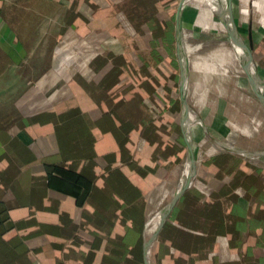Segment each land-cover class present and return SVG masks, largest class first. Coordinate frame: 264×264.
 <instances>
[{"label": "trees", "instance_id": "obj_1", "mask_svg": "<svg viewBox=\"0 0 264 264\" xmlns=\"http://www.w3.org/2000/svg\"><path fill=\"white\" fill-rule=\"evenodd\" d=\"M152 4L149 0H139V3L137 0H0V32L4 30L0 46V131H9L18 123L29 126V122H39L54 114L49 110L72 105L68 87L62 84L51 66L56 25L45 41L40 40L41 26L47 16L54 15V12L65 13L69 8L82 18L108 28L109 37L101 43L104 56L99 61L95 77L86 82L76 78L98 104L100 117L95 120H89L85 115L73 117L57 126L56 132L61 151L70 147H91L93 138L86 137L90 127L94 126L103 135L111 134L119 149L109 151L102 157L106 164L98 172H94L96 156L90 152L70 161L72 164L69 165L52 163L43 166L45 189L52 188L71 196L80 209L90 205V202L94 206L90 212L82 210L81 222H73L64 231L68 230L73 242L79 245L83 230H89L93 225L98 227V231L92 229L95 238L92 246L96 251H102L99 264H143L141 247L144 235H147L149 216L159 211L166 197L176 190L179 175L176 164L187 148L180 128L178 68L174 50L172 60L167 57L168 42L173 43L174 33L167 24L169 16H162L164 9ZM242 31L240 28L241 34ZM211 34L201 33V40L196 42L192 34L183 32L189 62L186 89L189 112L194 119L202 115V120H211V125L208 126L209 133L203 131L197 121L189 130L197 173L176 205L180 211L179 223L170 216L167 218L148 255L166 258L168 264H202L194 255L198 249L196 239L198 241L200 237L193 232L200 230L207 236L205 247L208 248L212 247L218 235H233L228 246L232 261L237 257V262L228 264H256L264 261V249L255 248L253 242L256 238L251 231L246 236L240 234L238 222L243 221L246 215L230 219L222 216L220 204L213 213L199 207L205 197L223 191L221 188L228 179H231L230 183H236L237 193L249 197L251 211L264 207V196H259L257 191L260 175L264 172V157L247 159L242 157L246 155L244 151L242 156L237 155L216 141L223 140L234 149H255L256 144L264 138V133L261 124L256 128L253 120L257 117L262 122L264 115L256 112L258 102L245 97L237 87V79L242 72L233 65L227 66L225 62L232 55L225 33ZM254 50L253 56L257 60L261 52L257 55ZM125 82L135 90L145 85L150 93L148 106L161 105L163 113L150 117V122L144 124L141 121L144 117L141 102L134 97L126 93L119 103H113V90L123 88ZM108 117H111L114 125ZM132 126L139 129L141 134H149L150 144L146 148L157 163H163L160 156L166 151L171 154L166 176L154 179L145 191L127 179L121 170L128 166L140 180L147 175L136 160L138 158L130 154L126 147ZM60 128H63V134ZM80 136L83 139L76 140ZM5 174L6 170H0V183L8 188L9 178ZM98 179L104 180L110 192H104L97 186ZM12 209L0 197V236L6 232L5 221ZM117 212L118 216H115ZM117 217L128 221L129 225L120 234L113 235ZM25 223L20 220L15 225ZM36 233L41 232H32L34 235ZM23 240L24 236H14L9 241L15 251L26 252ZM134 245L137 246L136 251L131 256L132 260L128 261L126 255ZM8 259L14 262L12 257ZM80 259L79 264L93 261L82 256ZM69 262L68 259L58 258L56 264ZM35 264L41 262L36 260Z\"/></svg>", "mask_w": 264, "mask_h": 264}, {"label": "crops", "instance_id": "obj_2", "mask_svg": "<svg viewBox=\"0 0 264 264\" xmlns=\"http://www.w3.org/2000/svg\"><path fill=\"white\" fill-rule=\"evenodd\" d=\"M142 1L146 0H141V2ZM149 1H152V5L155 3L157 8L159 5L164 9V13L162 14L164 18L169 16L167 24L168 27L170 29L172 28L173 30L174 44L172 42H168L169 45L167 57L168 59L172 60L171 54L173 53V50L176 54L177 48L175 39V17L180 0ZM137 2L139 3V0H137ZM175 2H177V5L174 4ZM187 3L189 4L190 0H186L181 12L180 24H182V34L185 32L183 29V23L186 13L185 10L188 8ZM254 6L256 7V4H254ZM171 9H173V11H168ZM165 10L168 12H165ZM48 19L56 20L55 25L57 27V36L51 54V66H53V70L62 84L68 87L71 95L72 105L68 108H61L60 110H49L54 112V114H49V116L44 117V119L40 120L39 122L37 120L34 122H29V126L24 123H18L15 128H11L9 131H0V170H6L5 175L9 178L8 188L0 183V197L5 202H7L10 207H13L9 213V218L5 221L6 232L0 236V264H35L36 260H39L41 264H56L58 258L70 260L69 264H79L81 263L80 256L89 261L92 259L93 261H91L90 264H99V257L102 251L101 249L96 251L92 246V244L95 243V238L92 233L93 230L98 231V227L93 225V227H90L89 230H83L80 235L81 241H79V245H76L73 242V239H71V233L67 232L68 230L64 231V228H69L73 222H81L80 216L82 210L90 212L93 210L94 206L90 202L88 203L90 205H86L84 209H80L76 206L75 200H73L71 196L69 197L64 195L60 191L52 188L45 189L43 187L46 184L43 166L45 164L52 163H65V165H69L72 164L70 161H75L76 159H79L83 157V155L85 156L90 152L96 156L94 158V172H98L99 169L106 164L102 157L105 154H108L109 151H118L119 149L117 142L114 140L111 134L103 135L101 130L94 126L90 127L89 133L86 137L87 139H90V137L93 138L91 147H89L90 145H88V147H70L69 149L66 148L65 151H61L62 149L59 146L58 135L56 132L57 126H61L63 122H67L73 117L85 115L89 120H95L100 117L101 110L98 108V104L95 103L88 91H86L83 86L78 83L76 78L79 77L84 82H86L91 81L95 77L98 71L97 68L100 65L99 61L104 56L102 53L103 50L101 43L105 42V40L109 37V31L107 26H102L94 21L84 19L79 14H76L71 9L67 8L65 13L63 12L62 14L49 15L46 17L45 22L41 26V42L45 41L47 39V35L49 34V31L43 30V25L49 22ZM152 27H154V30L157 31V27L155 28L154 25ZM215 30H217V34L223 33L216 28ZM201 31L203 34H215L212 32V28H209L208 30L202 28ZM260 32H262L263 36L258 39V41L252 40L250 33H248L247 41L249 43V38L250 41H252V53L255 48H258L257 46H259L261 42H264V28H261ZM3 38L4 30L0 32V46ZM200 40L201 38H198L196 39V42ZM43 44L44 43H42V46ZM233 61H235V63L238 62L234 57ZM237 65H239V63H237ZM237 80V85L239 86L238 88L242 90L243 87L240 86V80ZM243 92L245 97H247L248 94H246L245 91ZM126 93L134 97L137 101L141 102V109L144 115L141 121H143L144 124H148L150 122V117H154V115L158 116L163 113L164 109L161 105L148 106L147 98L150 93L145 85L143 88L135 90L128 82H125V86L123 88L118 87L113 90V103H119L121 98L124 97ZM248 106L249 105L246 107ZM263 108L264 106L258 102L255 109L256 112L261 113V109ZM33 115L30 114V116ZM262 115L264 114L262 113ZM197 117L200 118L194 119V116L189 112L190 121L187 125L189 127L186 130V137L190 140L192 146L193 140L190 139L189 136V130L192 124L197 121L203 131L205 130L208 133V126L210 127L211 125V120H202V115ZM108 119L109 122L114 125L111 117H108ZM204 121H206V123H204ZM257 121L260 120L255 117L253 122L255 123ZM255 125L256 128L257 126H260L259 123H256ZM129 130L130 133L126 147L130 154L135 156V158H138L136 160H138L139 165L143 166L144 173L147 175L145 176L144 180H140L139 177H136L134 170L128 166L126 167L123 165L124 167H122L121 170L127 179L129 178V180H132L135 185L141 188V191H145L150 187V183H152L154 179H159L166 176L169 166V162L167 161L170 160L171 154L166 151V153H163L162 157L160 156V161L163 163H157L156 160H153L154 157L151 156L150 151L146 148V146H149L150 144L149 134H141L139 129L134 126L130 127ZM59 131L63 134V128H60ZM209 136L211 135L209 134ZM82 139V136H80L76 140ZM216 141L222 147H224V149L236 151V149L231 148L227 146L225 142H222L223 140ZM261 143L256 144L255 148L257 149L248 157H264V147L260 148L262 145ZM83 151L85 152L83 153ZM237 152L241 154L245 152L246 155L248 154L246 151L241 152L238 150ZM176 156H178V154ZM187 161L186 148L185 155H181L177 161L178 163L176 164L177 169H179V175L175 183L176 190L172 195H170L171 197L180 189L185 181H182L181 176ZM196 173L197 170L195 171L194 175ZM260 176V184L257 186V191H259V196L263 198L264 172ZM199 178L203 180L200 174ZM228 180L224 181V186L221 188L223 191L216 193L214 196L205 197V199L200 202L199 207L202 209V207L207 206L206 210H202L207 213H213L220 204L222 216H226V218L230 219L238 217L241 214H245V219L238 222L240 234L246 236V234L251 231L256 238V240L254 239L253 242V244L255 243V248L264 249V207L260 208L258 211L255 210L256 212L253 210L251 211L249 197H247L245 194L242 195L237 193L235 191L236 183H230L231 179L229 181ZM96 184L98 187L102 188L104 192H110V188H108L104 180L98 179ZM168 197L169 196L166 197V202L169 200ZM180 197L179 200L181 199ZM177 203L171 209L167 218L170 216L174 222L179 223L180 211L176 206ZM37 205L42 206L43 208H37ZM43 209L45 211H43ZM160 211L161 208L159 211L154 212L149 216L148 229L146 231L147 235L146 237L144 235L143 244L141 247V257L143 264H145V258L143 257V247L159 223ZM115 216H118V212ZM116 219L117 220L114 224L113 235L120 234L124 227H126L128 224V221L124 222L123 219L119 217ZM20 220L25 221L26 223L21 226H16L15 222ZM129 223L131 224V222ZM37 230L41 233H36L35 235L32 234V232H36ZM193 233L200 237L198 241L196 239L198 249H196L197 252L194 254L198 257V262H201L202 264H228L229 262H237V257L236 259H233L234 261H232L230 248L228 246L229 240L233 235L228 233H226V235H218L212 247L208 248L205 247L207 238L205 233L201 232L200 230H195ZM31 234L32 236L29 237L28 235ZM158 234L151 245L159 238ZM14 236L25 237V240L23 241L25 248H27L26 252H22L23 250L15 251V248L12 247L9 241ZM257 243L259 244L258 246ZM250 245H252L251 242ZM136 248L137 246L135 245L130 247L129 252L126 255L128 261L132 260L131 256L134 251H136ZM168 256L172 257V255ZM9 257H12L14 262H12L13 260L11 259L10 261L8 259ZM147 257L148 264H168L166 263V258L158 259L154 255L149 256L148 253ZM255 263L264 264V261Z\"/></svg>", "mask_w": 264, "mask_h": 264}, {"label": "water", "instance_id": "obj_3", "mask_svg": "<svg viewBox=\"0 0 264 264\" xmlns=\"http://www.w3.org/2000/svg\"><path fill=\"white\" fill-rule=\"evenodd\" d=\"M186 0H180L178 3L176 17H175V39L177 43L176 48V58L179 64L180 75H179V101L181 102V115H180V126L184 139L187 142V159H189V171L185 176V181L180 187V189L171 197L172 199L167 203V205L160 211V220L156 229L151 233L149 239L145 242L143 247V257L145 258V264H148V249L151 243L156 239V236L159 230L162 228L164 223L167 220V216L170 213L171 209L175 206L179 197L183 194L186 188L191 182V177L196 171V159L194 158V153L192 150V145L189 139L186 137V130L189 126V108L186 101V89H187V74H188V62L187 55L184 48V43L182 42V24L181 21V12L185 5ZM224 14L225 20L224 23L228 26V40L232 45L237 46L242 49V54L239 56V61H241V67L243 68L246 79L249 81L250 87L256 97L258 102L264 106V80L259 77L257 67L255 66L252 54V41L247 44L243 41L241 33L238 30L237 23L235 22L234 13H233V3L232 0H224Z\"/></svg>", "mask_w": 264, "mask_h": 264}, {"label": "rangeland", "instance_id": "obj_4", "mask_svg": "<svg viewBox=\"0 0 264 264\" xmlns=\"http://www.w3.org/2000/svg\"><path fill=\"white\" fill-rule=\"evenodd\" d=\"M176 3L177 2H175L174 4H176ZM233 3H234L235 22L237 23L239 30H240V28H241V30H243L242 31L243 34H241L243 41H245L248 44V41H247L248 33H250L252 40L258 41V39H260L263 36V34H262V32H260V30H261V28H264L263 27L264 26V0H233ZM201 4L202 5H196L193 3H189L187 6L188 7L187 10H185L186 13H185V17H184L183 29L185 32L192 34L194 39L199 38V36L201 35V32H202L201 30L203 27H207V28L212 27V32L217 34L216 33L217 30H215V27L213 25V24L216 25L220 19L219 13L216 12V8H215L216 6H212L213 9L211 10V8H209L208 5L203 4V3H201ZM254 4H256V7L254 6ZM210 10H211V12H210ZM55 13L56 12H54V15H55ZM201 15L204 16L203 18L201 17L202 19L200 18ZM48 20H49V22H47L46 24L43 25V27H44L43 30H45V31L46 30L50 31L51 29L54 28V26L56 24V22H55L56 20H53V19H48ZM225 36L228 37L227 33H225ZM257 47H258L257 50H254V51L257 53V55L258 54L260 55L259 52H261V56L257 60H255L254 56H253V60H254L255 66L257 67L259 77L262 80H264V71H262L264 68V42H261L259 44V46H257ZM231 58H233V57H231ZM176 61H177V58H176ZM179 75H180V69H179V64H178V82H179ZM187 78H188V74H187ZM238 79L240 80V83H241L240 86L243 87L242 91H245L246 94H248L247 98L254 99L258 102V99H256V97H255V95H254V93L250 87L249 81L246 79L245 74L241 73V75L239 76ZM237 87H239V86L237 85ZM178 99H179V93H178ZM180 107H181V102H180ZM261 113L264 114V108L261 109ZM204 123H206V121H204ZM261 126L263 127L262 131L264 133V121L261 122ZM263 137H264V134H263ZM261 144L262 145L260 148L264 147V138H263V141ZM256 149L257 148H255V149L253 148V149L249 150L247 148H243L240 151L241 152H243V151L248 152L249 154H247V155L249 156L252 153H254ZM192 150H193V148H192ZM238 150L239 149H236V151H231V150H228V151L235 153L237 155H241V153L237 152ZM263 151H264V149H263ZM184 155H185V152L182 154V156H184ZM247 155H243V156L241 155V156L248 159L249 157ZM191 178H193V176ZM168 198H169V200H167V202L163 204L161 209H163L167 205V203L172 199L171 196H169ZM202 209L206 210L207 206L202 207Z\"/></svg>", "mask_w": 264, "mask_h": 264}, {"label": "bare ground", "instance_id": "obj_5", "mask_svg": "<svg viewBox=\"0 0 264 264\" xmlns=\"http://www.w3.org/2000/svg\"><path fill=\"white\" fill-rule=\"evenodd\" d=\"M190 3H193V4H196V5H202L201 3H203V4H206V5H208L209 6V8H211V10L213 9V7L212 6H216L215 8H216V12H218L219 13V16H220V19H219V21H218V23L215 25V24H213L214 25V27L216 28V29H218L219 31H222V32H225V33H227V31H228V26L226 25V23H224V20H225V14H224V7H225V3H224V0H190ZM211 6V7H210ZM202 10V9H201ZM211 10H210V12H211ZM199 11V10H198ZM201 12V11H200ZM199 12V13H200ZM204 12V11H203ZM207 15V14H206ZM203 18L204 16H200V18ZM201 18V19H202ZM218 18V17H217ZM198 20V19H197ZM200 22V21H199ZM192 26V25H191ZM193 27V26H192ZM205 30H208L209 28H207V27H203ZM212 28V27H211ZM202 33V32H201ZM197 34V33H196ZM203 34V33H202ZM212 35V34H211ZM218 35V34H217ZM182 36H183V34H182ZM213 36V35H212ZM216 37V36H215ZM214 37V38H215ZM213 38V39H214ZM227 39H228V37H227ZM211 40V39H210ZM183 42H184V40H183ZM228 42L230 43V50L232 51L231 52V56H229L228 58H226L227 60H225V62H226V64H227V66H231V65H233L234 67H237V68H239V70L244 74V71H243V68L241 67V61H239V56L242 54V49L241 48H238L237 46H234V45H232V43L228 40ZM227 52V51H226ZM228 53V52H227ZM229 54H230V52H229ZM231 57H234L235 58V60L236 61H238V62H236L235 63V61H233V58H231ZM202 60H204V59H202ZM198 61V60H197ZM199 62V61H198ZM232 62V63H231ZM237 63H239V65H237ZM225 64V63H224ZM203 65V64H202ZM230 69V68H229ZM236 71V70H235ZM230 72V71H229ZM213 73V72H212ZM233 73V72H232ZM236 73V72H235ZM205 74V73H204ZM207 74V73H206ZM238 74V73H237ZM236 74V75H237ZM225 75V74H224ZM207 76V75H206ZM213 76V75H212ZM227 76V75H226ZM229 76V75H228ZM227 76V77H228ZM213 78H214V76H213ZM210 80H211V77H210ZM221 80H223V79H221ZM217 81V80H216ZM218 82V81H217ZM233 82V81H232ZM212 83V82H211ZM221 83V82H220ZM241 84V83H240ZM189 85V84H188ZM221 87H222V84H221ZM246 87V86H245ZM193 91V90H192ZM255 123H259V124H261L260 123V121H257V122H255ZM220 141V140H219ZM249 154V153H248ZM248 156V155H247ZM198 164V163H197ZM188 171H189V159H188V161H187V163H186V166H185V168H184V171H183V173H182V176H181V178H182V181L183 180H185V176H186V174L188 173ZM194 176V175H193ZM181 181V182H182ZM194 184V183H193ZM195 187V186H194ZM188 191V190H187ZM183 202V201H182ZM183 208V207H182ZM202 236V235H201Z\"/></svg>", "mask_w": 264, "mask_h": 264}]
</instances>
